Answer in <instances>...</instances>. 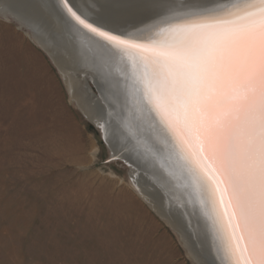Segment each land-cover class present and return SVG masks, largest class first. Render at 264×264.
<instances>
[{"label": "rangeland", "instance_id": "obj_1", "mask_svg": "<svg viewBox=\"0 0 264 264\" xmlns=\"http://www.w3.org/2000/svg\"><path fill=\"white\" fill-rule=\"evenodd\" d=\"M26 29L0 16V264H195Z\"/></svg>", "mask_w": 264, "mask_h": 264}, {"label": "snow or ice", "instance_id": "obj_2", "mask_svg": "<svg viewBox=\"0 0 264 264\" xmlns=\"http://www.w3.org/2000/svg\"><path fill=\"white\" fill-rule=\"evenodd\" d=\"M100 3L119 8L124 0ZM57 4L70 22L102 42L101 53L116 56L129 48L151 53V60L140 58L142 74L137 65L130 103L188 165L211 204V229L224 259L264 264V0H243L234 10H191L178 17L184 23L157 33L171 41L150 49L82 18L70 0ZM101 11L90 0L89 16ZM188 148L195 149L203 170ZM229 229L238 234L235 247Z\"/></svg>", "mask_w": 264, "mask_h": 264}, {"label": "bare ground", "instance_id": "obj_3", "mask_svg": "<svg viewBox=\"0 0 264 264\" xmlns=\"http://www.w3.org/2000/svg\"><path fill=\"white\" fill-rule=\"evenodd\" d=\"M185 1L124 0L123 6L112 8L97 0L101 14L91 16L90 0H70V5L90 20L131 37L143 49H150L171 41V36H158L157 33L184 23L178 17L187 12L233 9L234 5L243 2L191 0L192 3L183 4ZM51 6L52 0H0V16L14 19L20 27L29 30L30 37L58 68L70 102L98 125L102 135L109 139L114 151L112 156L130 158L135 166L131 167L134 176L130 184L152 212L178 234L192 262L231 264L224 259L219 242L214 238L209 219L211 204L198 191L188 167L170 143L152 130V120L129 101L132 81L138 74L137 65L141 70L139 74L144 69L140 58L151 53L141 48H129L116 56L101 53L98 43L102 42L98 38L91 37L85 30H78L61 8V13L56 15ZM89 75L103 92V101L93 96L89 87L86 89ZM188 155L204 169L195 149L188 148ZM217 199L219 202V196ZM224 212L225 209L221 208L222 215ZM225 223H229L227 217ZM229 237L235 247L238 234L229 229Z\"/></svg>", "mask_w": 264, "mask_h": 264}, {"label": "water", "instance_id": "obj_4", "mask_svg": "<svg viewBox=\"0 0 264 264\" xmlns=\"http://www.w3.org/2000/svg\"><path fill=\"white\" fill-rule=\"evenodd\" d=\"M182 1V0H181ZM190 3H192V1L191 0H186L185 2H183V4H190ZM53 5H56L55 7H53ZM71 6V5H70ZM52 9H53V11L56 13V15L58 14L59 15V13H61V11H60V6L57 4V0H52ZM78 12V11H77ZM79 14H81L80 12H78ZM77 13V14H78ZM83 17H86V16H84V15H82V18ZM89 20H90V18H89ZM91 21V20H90ZM77 28H78V26H77ZM78 30H80V28L78 29ZM82 31H83V29H81ZM86 31V30H85ZM47 54V53H46ZM48 55V54H47ZM143 56V55H142ZM48 57H49V55H48ZM143 57H145V56H143ZM146 57H148V59L149 60H151L152 59V56H151V54L149 55V56H146ZM50 58V57H49ZM50 60H51V58H50ZM52 61V60H51ZM53 62V61H52ZM54 64V63H53ZM55 65V64H54ZM56 67V66H55ZM57 68V67H56ZM58 69V68H57ZM60 73V72H59ZM90 74V73H89ZM87 84H88V82H90L91 84H92V86H93V88H94V90H95V95L97 96V98H100V100L102 99V101H103V95L101 94V93H103L101 90H100V88H99V86L92 80V76L91 75H89L88 76V78H87ZM99 83V82H98ZM87 87H89V86H87ZM89 89H90V87H89ZM81 111V110H80ZM81 113L83 114V116L85 117V119H87L89 122H91V123H93L95 126H97V128H98V130L100 131L101 130V128H99L98 127V125H96L94 122H92L90 119H88V117H86L85 116V114L81 111ZM100 133H101V137H102V139H103V141H104V143L107 145V147H108V149L110 150V153H111V158H113V159H120L122 162H124V164L127 166V168H128V177H129V179L131 180V178L134 176V172H133V169L131 168V167H135V166H133V162L131 161L130 162V158H123V157H119V158H117V157H114V156H112V155H114V151L111 149V147H110V144H109V139L108 138H105L102 134V131H100ZM191 152V151H190ZM189 152V153H190ZM191 154V156H192V153H190ZM180 156V155H179ZM183 162L185 163V161L183 160ZM132 163V164H131ZM186 164V163H185ZM186 166L188 167V165L186 164ZM132 170V171H131ZM130 171H131V173H130Z\"/></svg>", "mask_w": 264, "mask_h": 264}]
</instances>
